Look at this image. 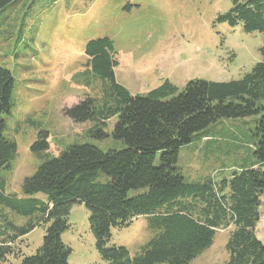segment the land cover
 <instances>
[{
	"label": "trees",
	"instance_id": "trees-1",
	"mask_svg": "<svg viewBox=\"0 0 264 264\" xmlns=\"http://www.w3.org/2000/svg\"><path fill=\"white\" fill-rule=\"evenodd\" d=\"M14 1L0 0V11ZM231 2L229 12L217 21L258 32L264 40V0ZM115 53L108 37L87 43V67L103 83L102 98L87 97L66 115L75 123H92L87 134L97 139L107 138V122L117 117L112 135L126 148L104 151L90 143L71 144L24 180V198L7 195L0 180V204L31 218L22 227L1 220L0 235L5 238L0 262L12 254L11 243L48 224L42 246L21 264H68L72 249L62 234L71 227L72 206L83 204L103 260L99 264H190L213 245L218 229L230 226L235 230L225 264H264V243L254 232L264 196V45L262 61L239 80H191L181 92L166 80L143 95H132L117 82ZM13 87L11 71L0 66V175L11 169L17 154L16 142L4 134L3 119L11 111ZM252 117H259L249 136L255 164L229 178L187 181L177 167L182 147L221 120ZM47 138V132H40L32 151L48 149ZM132 190L145 192L130 197ZM37 194L47 199L35 198ZM140 216L148 219L154 237L132 256L126 247L111 244L112 229L128 227Z\"/></svg>",
	"mask_w": 264,
	"mask_h": 264
},
{
	"label": "rangeland",
	"instance_id": "rangeland-1",
	"mask_svg": "<svg viewBox=\"0 0 264 264\" xmlns=\"http://www.w3.org/2000/svg\"><path fill=\"white\" fill-rule=\"evenodd\" d=\"M231 7V0H15L0 11V66L14 78L11 111L3 116L4 134L17 144L11 169L0 175L5 193L24 198V180L71 144L90 143L104 151L126 148L112 135L117 117L107 122V138L97 139L87 134L92 123H75L66 115L87 97L102 98L103 83L87 67L89 41L104 37L113 41L119 62L116 80L132 95L147 94L166 80L178 92L196 79L239 80L262 61L264 40L258 32L219 23L218 17ZM258 119L221 120L182 147L177 167L187 181L229 178L255 164V145L249 136ZM42 131L48 133L49 148L36 154L32 146ZM144 192L132 190L129 196ZM3 218L18 227L31 219L0 204V231ZM69 224L62 234L72 249L68 264L102 263L85 205L72 206ZM48 227L41 224L11 243L12 254L0 263L21 264L36 254ZM234 230V226L218 229L213 245L190 264H225ZM254 232L264 243V196ZM153 237L148 219L140 216L128 227L112 229L111 244L126 247L134 256ZM3 238L0 235V244Z\"/></svg>",
	"mask_w": 264,
	"mask_h": 264
}]
</instances>
